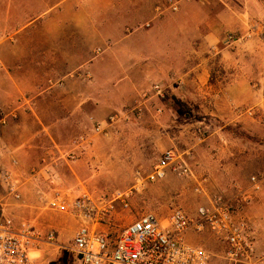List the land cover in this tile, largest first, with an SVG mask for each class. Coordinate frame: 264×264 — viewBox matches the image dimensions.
Segmentation results:
<instances>
[{"label":"rangeland","instance_id":"1","mask_svg":"<svg viewBox=\"0 0 264 264\" xmlns=\"http://www.w3.org/2000/svg\"><path fill=\"white\" fill-rule=\"evenodd\" d=\"M166 1V10L172 16L180 13L181 2L185 3L183 6L190 13L203 15V23L198 21V17L197 22L194 21V26L201 31L207 27V22L219 26L213 48L205 52V57L209 58L205 79L198 83L222 90L220 97L206 96L204 99L195 95L196 88L190 81L150 79L147 89L155 83L161 85L164 98L150 94L142 113L133 111L127 115L128 106H123L122 110L111 112L103 121L85 123L81 130L65 139L64 148L78 153L75 161L64 163L68 166L65 172L59 173L58 186L72 197L89 192L110 199L133 186L136 171L149 172L162 151L174 148L180 152L190 151L189 164L194 178L168 176L133 197L129 209L123 210L115 204L114 222L117 228L132 223L145 213H153L163 219L174 207L192 213L207 198L222 196L229 199L225 190L227 182L237 183L242 189V199L231 201V204L239 208L250 222L255 219L257 208L264 206V186L259 192H254L250 182L253 176H264V0H226L224 4L220 0ZM69 4L47 0L33 8L29 16H20L12 25L20 26L25 20L35 17L32 27L48 24ZM111 4L110 0H98L93 9L103 13L112 8ZM170 4H175L177 11H171ZM39 14L45 16L41 18ZM106 19L107 14L105 18L99 14L89 18L96 24ZM164 21L168 24L173 22L171 16ZM149 24L152 28L153 23ZM229 37L234 41L229 42ZM96 45L88 43L86 47L91 48L86 52L95 55ZM51 51L55 54L65 50ZM79 52L81 56L83 49ZM151 52L156 56V50ZM214 52L218 54L214 55ZM189 61L186 56L179 58L180 71ZM128 73L123 70L120 74L115 73V77L124 82ZM159 108L162 110L160 114L157 113ZM113 114L118 116L113 125L95 134L93 127ZM7 119L0 109V125L7 123ZM197 129L204 133V140L199 141L195 137ZM80 135L87 140V145L82 142L77 144ZM220 138L224 141L221 142ZM7 147L2 148L5 154L0 155V163L12 169L21 198L15 200L3 193L4 216L11 218L15 224L27 222L42 234L55 232V240L41 245L40 250L33 254L37 264H78L70 251L72 237L79 226L78 220L46 206L42 194L48 196L51 191L41 174L35 172L38 169L36 159L29 158L27 168L22 170L16 152ZM81 148L84 149L82 154L79 153ZM192 152L197 158H191ZM205 155L214 156L206 162ZM12 160H16V166H12ZM200 160L204 163L201 164ZM213 172L217 177H210L209 173ZM202 178H207L205 194L194 190L197 181ZM185 240L189 244L205 247L212 254L209 264H223L220 259L222 246L208 234H188Z\"/></svg>","mask_w":264,"mask_h":264},{"label":"crops","instance_id":"2","mask_svg":"<svg viewBox=\"0 0 264 264\" xmlns=\"http://www.w3.org/2000/svg\"><path fill=\"white\" fill-rule=\"evenodd\" d=\"M46 1L0 0V109L8 117L7 123L0 125V155L8 146L16 152L20 169L27 168L29 158L36 159L39 166L52 148L65 149V139L85 123L103 121L123 106H128L127 115L142 113L148 103L142 94L150 79L190 81L195 95L220 97L222 90L198 83L205 79L209 65L205 52L213 48L219 26L207 22L202 31L195 27L196 18L203 23L204 17L190 13L185 3L181 2L180 13L172 16L166 10V0H110L112 8L103 13L93 9L98 0H60L70 4L48 24L32 27L35 17L20 26L12 25ZM105 13L107 19L101 24L89 20L97 14L105 18ZM170 16L173 22L165 23ZM149 22L152 28L145 27ZM90 42L102 53H87ZM52 49L65 51L53 54ZM183 49L189 51L181 52ZM181 56L190 60L182 71L177 63ZM123 70L130 72L124 82L115 77ZM214 155H205L206 162ZM193 157L197 158L195 152ZM67 166L60 163L59 173ZM226 185L230 201L242 199L237 183ZM263 208H257L255 216L259 218L254 216L249 222L258 253H264Z\"/></svg>","mask_w":264,"mask_h":264},{"label":"built area","instance_id":"3","mask_svg":"<svg viewBox=\"0 0 264 264\" xmlns=\"http://www.w3.org/2000/svg\"><path fill=\"white\" fill-rule=\"evenodd\" d=\"M169 8L171 11L178 9L175 4H170ZM145 27H150V24ZM228 39L229 42L234 41L232 37ZM96 52L101 51L97 49ZM150 94L164 98L162 86L156 83L142 94L143 101L148 100ZM161 112L160 108L157 109L158 114ZM117 117V114H113L104 122L97 123L93 132L102 133L113 125ZM195 137L202 141L204 133L197 129ZM76 142L88 144L83 135ZM83 152L81 148L79 153ZM77 153L73 149L56 146L40 160L35 172L41 174L51 191L48 196L42 194L46 206L56 212L69 214L79 222L70 245V251L78 264H209L212 254L203 246L187 243L185 238L188 234H208L220 244L223 264H264V253L256 250L249 221L239 208L222 196L207 198L192 213L174 207L163 219L153 213H145L120 229L116 227L115 204H119L123 210L129 209L133 197L150 184L165 180L168 176L194 178L188 153L174 148L165 149L149 172L136 171L133 186L110 199L89 192L72 197L59 188L60 163L75 161ZM11 164L16 166V160H12ZM250 182L253 191L259 192L264 186V176H253ZM206 183L207 178L197 181L195 192L205 194ZM3 193L15 200L21 198L12 169L0 163V264H37L33 254L40 250L41 245L52 243L55 232L42 234L27 222L15 224L11 218L4 216Z\"/></svg>","mask_w":264,"mask_h":264}]
</instances>
